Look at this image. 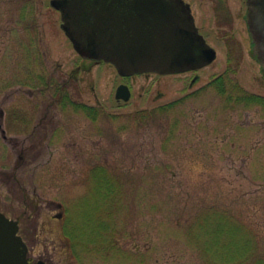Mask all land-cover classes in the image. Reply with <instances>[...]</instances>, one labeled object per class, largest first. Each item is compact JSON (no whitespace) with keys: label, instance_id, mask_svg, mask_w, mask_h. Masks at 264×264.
I'll list each match as a JSON object with an SVG mask.
<instances>
[{"label":"rangeland","instance_id":"rangeland-1","mask_svg":"<svg viewBox=\"0 0 264 264\" xmlns=\"http://www.w3.org/2000/svg\"><path fill=\"white\" fill-rule=\"evenodd\" d=\"M185 1L214 61L122 77L77 54L49 0H0V210L31 261L264 264V105L236 100L264 96L245 0Z\"/></svg>","mask_w":264,"mask_h":264},{"label":"water","instance_id":"water-1","mask_svg":"<svg viewBox=\"0 0 264 264\" xmlns=\"http://www.w3.org/2000/svg\"><path fill=\"white\" fill-rule=\"evenodd\" d=\"M61 28L84 58L112 64L121 76L195 70L216 58L183 0H50ZM253 55L264 70V0H246ZM120 84L115 98L127 100ZM16 220L0 211V264H30ZM35 264L45 263L42 260Z\"/></svg>","mask_w":264,"mask_h":264},{"label":"trees","instance_id":"trees-1","mask_svg":"<svg viewBox=\"0 0 264 264\" xmlns=\"http://www.w3.org/2000/svg\"><path fill=\"white\" fill-rule=\"evenodd\" d=\"M25 7H27L26 6V4L25 5H23V9H25ZM32 10H33V8H32ZM222 78V76L221 77H217L216 79H214L212 82L213 83H215V85H216V87L220 90V92H222L223 91V78ZM61 87H59V88H57V91H59L58 93H59V95L61 96H63V99H68V97H67V95L65 94V93H62V91H61ZM64 94V95H63ZM236 100H244L245 102H253V103H255V102H258V103H260V104H262V105H264V96H259V95H255V94H251V93H243L241 96H237V98H236ZM68 102L70 103V101L68 100ZM71 103H73L72 101H71ZM78 105V104H77ZM81 105V108L82 109H84L85 111H90L91 109H92V106H87V105H85V104H80ZM168 105H171V104H168ZM79 107V106H78ZM164 107V106H163ZM163 107H161V108H163ZM205 220H207L206 218H205ZM203 222L204 223H202V222H200L199 223V226L200 225H204V224H206V223H208L207 221H204L203 220ZM222 226H223V224H222ZM207 232V231H206ZM211 233V232H210ZM217 234V233H216ZM211 235V239H210V243L208 244V245H206L205 246V251H208V250H210L211 248H212V245L213 244H215V242H214V236L212 235V233L210 234ZM204 245V244H203ZM231 244L229 243V246H230ZM213 246H215V245H213ZM228 246V244H223V245H221V250L223 251V250H225V251H227V247H229ZM229 254H230V252H229ZM231 255V254H230ZM238 256H241V254L240 255H238ZM235 259V258H234ZM233 259V260H234ZM226 260V259H225ZM228 261V260H227Z\"/></svg>","mask_w":264,"mask_h":264},{"label":"flooded vegetation","instance_id":"flooded-vegetation-1","mask_svg":"<svg viewBox=\"0 0 264 264\" xmlns=\"http://www.w3.org/2000/svg\"><path fill=\"white\" fill-rule=\"evenodd\" d=\"M217 3H218V5H219V7H218V9H221L224 13H226L225 15H229L228 14V11L226 10V7H225V0H217ZM220 10V11H221ZM190 11H191V13H192V10H191V8H190ZM192 16H193V19H194V15H193V13H192ZM194 21H195V19H194ZM195 24H196V22H195ZM197 28H198V31L200 32V30H199V27L197 26ZM201 33V32H200ZM202 34V33H201ZM84 60H88L90 63H97L96 61H93V60H91V59H84ZM193 71V70H192ZM195 71V70H194ZM196 79V78H195ZM194 79V80H195ZM62 217V216H61ZM32 263H33V261H32Z\"/></svg>","mask_w":264,"mask_h":264}]
</instances>
